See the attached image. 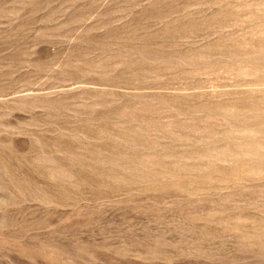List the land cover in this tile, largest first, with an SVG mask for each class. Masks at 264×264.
<instances>
[{
    "label": "rangeland",
    "instance_id": "1",
    "mask_svg": "<svg viewBox=\"0 0 264 264\" xmlns=\"http://www.w3.org/2000/svg\"><path fill=\"white\" fill-rule=\"evenodd\" d=\"M0 264H264V0H0Z\"/></svg>",
    "mask_w": 264,
    "mask_h": 264
}]
</instances>
